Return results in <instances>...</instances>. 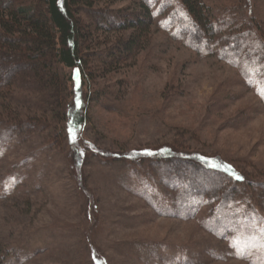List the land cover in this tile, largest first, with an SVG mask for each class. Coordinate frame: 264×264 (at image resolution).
<instances>
[{"label":"rangeland","instance_id":"rangeland-1","mask_svg":"<svg viewBox=\"0 0 264 264\" xmlns=\"http://www.w3.org/2000/svg\"><path fill=\"white\" fill-rule=\"evenodd\" d=\"M205 1L217 9L232 3L264 24V0ZM95 4L128 15L144 3ZM168 13L155 16L148 44L126 64H89L86 90L98 96L86 124L69 128L63 139L53 125L13 136L8 125L0 129L5 264H264V206L252 189L221 207L206 199L181 203L170 192L180 181L167 178L160 165L158 183L145 195L141 188L151 170L111 155L184 141L180 149L220 155L251 173L250 184L262 185L264 194L262 97L217 53L198 52L163 28ZM133 32L99 31L91 53ZM63 72L69 77L73 69ZM25 95L16 99L31 98V104L17 105L0 90V123L34 115L36 96Z\"/></svg>","mask_w":264,"mask_h":264},{"label":"trees","instance_id":"trees-1","mask_svg":"<svg viewBox=\"0 0 264 264\" xmlns=\"http://www.w3.org/2000/svg\"><path fill=\"white\" fill-rule=\"evenodd\" d=\"M143 3L140 10L125 15L120 10L100 9L95 0H0V90L17 105L31 104V98L23 103L16 99L18 93L36 96L34 115L25 121L7 119L0 123V129L8 125V132L11 130L9 133L13 136L39 128L46 130L53 125L58 128L57 136L63 139L69 128L86 124L89 105L98 96L96 91L86 90L92 74L89 64L100 62L112 68L136 57L149 42L155 16L162 15L165 9L171 13L163 14V28L172 30L194 50L217 53L238 68L264 102L261 95L264 91L263 23L248 17L232 3L218 9L205 0H143ZM127 30L134 32L125 40L121 38L113 47L91 53L99 31ZM65 68L73 69L69 77L63 72ZM76 69L80 72L79 86L74 79ZM183 142H179L180 147H186ZM78 146L79 142L72 143V148ZM180 147L170 142L128 155H111L125 157L151 170L144 189L141 188L145 195L151 194L158 183L156 167L161 165L167 168V178L180 181L169 191L181 203L184 199L188 203L194 198L206 199L221 207L239 196L244 188L252 189L260 198L258 204L264 206L262 185L250 184L251 173L220 155ZM99 152L105 155L101 149ZM78 164L81 166L82 162ZM159 200H164V196ZM3 255L0 264L6 263Z\"/></svg>","mask_w":264,"mask_h":264},{"label":"water","instance_id":"water-1","mask_svg":"<svg viewBox=\"0 0 264 264\" xmlns=\"http://www.w3.org/2000/svg\"><path fill=\"white\" fill-rule=\"evenodd\" d=\"M74 79L77 81L80 79V72L78 69H76L74 72Z\"/></svg>","mask_w":264,"mask_h":264},{"label":"snow or ice","instance_id":"snow-or-ice-1","mask_svg":"<svg viewBox=\"0 0 264 264\" xmlns=\"http://www.w3.org/2000/svg\"><path fill=\"white\" fill-rule=\"evenodd\" d=\"M261 95H264V91L261 92ZM71 131V130H70ZM238 179H241V177H237Z\"/></svg>","mask_w":264,"mask_h":264}]
</instances>
